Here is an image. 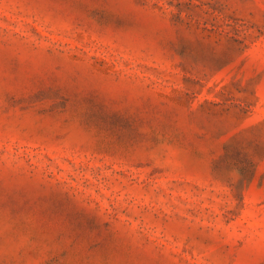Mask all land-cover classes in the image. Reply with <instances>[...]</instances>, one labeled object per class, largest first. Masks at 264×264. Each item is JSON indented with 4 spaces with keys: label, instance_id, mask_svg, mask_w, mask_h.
Instances as JSON below:
<instances>
[{
    "label": "rangeland",
    "instance_id": "374dc122",
    "mask_svg": "<svg viewBox=\"0 0 264 264\" xmlns=\"http://www.w3.org/2000/svg\"><path fill=\"white\" fill-rule=\"evenodd\" d=\"M0 264H264V0H0Z\"/></svg>",
    "mask_w": 264,
    "mask_h": 264
}]
</instances>
